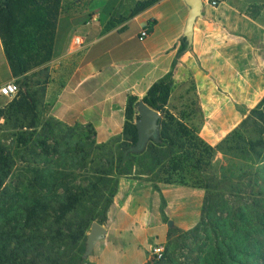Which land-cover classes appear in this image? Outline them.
<instances>
[{
	"label": "trees",
	"instance_id": "16d2710c",
	"mask_svg": "<svg viewBox=\"0 0 264 264\" xmlns=\"http://www.w3.org/2000/svg\"><path fill=\"white\" fill-rule=\"evenodd\" d=\"M160 1L137 2L118 23ZM61 2L0 0L3 54L16 85L25 88L0 108V119L13 124L17 147L0 148V264H84L85 234L93 222L105 224L119 178L147 181L155 191L159 185H177L204 192L198 223L189 230L170 225L162 259L145 264H264V96L216 147L205 144L185 117L168 109L173 70L190 48L181 38L171 71L141 100L128 98L122 134L96 144L89 125L69 128L40 117L46 84L37 99L27 82L31 69L53 56ZM156 23L147 21L149 33ZM139 101L159 113L160 134L134 154ZM21 148L42 166L22 169L12 187L6 179L13 175ZM215 153L222 156L217 165ZM76 169L91 170L86 185L77 183ZM164 208L161 198L167 222ZM85 214L91 223L83 219ZM80 241L79 255L75 248ZM183 249L193 258L177 252Z\"/></svg>",
	"mask_w": 264,
	"mask_h": 264
},
{
	"label": "crops",
	"instance_id": "0c3cea01",
	"mask_svg": "<svg viewBox=\"0 0 264 264\" xmlns=\"http://www.w3.org/2000/svg\"><path fill=\"white\" fill-rule=\"evenodd\" d=\"M140 1L145 0L129 2L130 9ZM214 1L218 3L216 8L203 2L202 17L193 28V42L173 70V88L179 74L187 76L215 65L219 70L250 72L251 76L236 77L233 88L243 87L246 80L253 88L258 87L262 97L264 69L259 57L264 56V0ZM187 12L181 0H161L124 22L118 23L120 17L116 21L111 14L103 13L104 18L87 26L77 15L60 14L55 56L50 62L52 80L46 84L44 94V103L49 105L47 116L69 128L89 125L96 144L120 136L128 98L141 100L156 81L171 71ZM151 19L157 21L156 25L138 44L140 29ZM133 21H138L136 33L125 35L124 30ZM75 36L83 39L82 47L74 45ZM244 57L246 63L239 66ZM5 64L8 68L6 59ZM250 97L253 95L242 99L235 96L229 102H249ZM172 102L171 93L168 105ZM5 105L0 98V108ZM220 110L208 119H224ZM203 196L200 189L159 185V191H155L147 181L119 178L103 225L105 238L96 243L84 264L147 263L152 247L166 242L170 225L189 230L198 223ZM161 198L167 222L161 215Z\"/></svg>",
	"mask_w": 264,
	"mask_h": 264
},
{
	"label": "rangeland",
	"instance_id": "374dc122",
	"mask_svg": "<svg viewBox=\"0 0 264 264\" xmlns=\"http://www.w3.org/2000/svg\"><path fill=\"white\" fill-rule=\"evenodd\" d=\"M131 1L134 0H62L60 5V14L62 15L63 13L70 12V15H77L83 21L84 25L86 24V26L88 25V21L94 15H98L97 21H99L100 18H104L103 13L109 15L111 14V16L117 21L118 17L121 18L128 16V12L131 10L129 5V2ZM113 21L114 20L111 19L110 24H113ZM137 24L138 21L129 22L128 26L124 30L126 33L125 35L135 34L137 31ZM137 43L139 44V41ZM2 51L3 50H0V83L4 80H6V82L7 80L17 81V79L13 78L8 72V68L5 64V57ZM54 56L55 54L53 52L51 60L54 58ZM51 60L41 67L31 69V71L27 74V82L30 84V90L36 93L37 99L40 86L47 84L52 80ZM245 61V57L239 60V66H242L244 63H246ZM259 65H261L264 69L263 55L259 57ZM261 73L263 74V72ZM183 74H179L181 77L178 78L177 83L174 85L172 91L173 102L168 105V109H170V111H172V113L177 116L185 117L187 125L198 134V137L205 144L212 148L216 147L228 133L236 128L264 96L263 95L260 97L258 94V87L253 88L252 86L248 85L246 80L243 81L245 82L243 87H239L237 89L233 88V81L236 77L244 78L247 77V75L251 76V73L247 71L240 70L232 72L226 69L219 70L216 69L215 65H209L207 66V69L200 68L198 72H189L187 76L185 73ZM183 76L186 77L183 78ZM255 83H257V81ZM17 87L18 92L16 96L12 98L0 97L1 101L7 105L12 100L17 98L19 89L20 92L25 91V88L22 87L21 84L18 83ZM251 95H253V97H250L249 102H229V99H234L235 96H239V98L242 99V97ZM220 100L223 101V103H221ZM43 101L42 105L40 104L39 113L40 117H47L49 105L45 104ZM178 107L180 108L178 109ZM220 108H222V116H225L224 119H221L220 117L208 119V117L214 115L213 113L215 110H220ZM12 125L13 124L11 121L6 122L5 120L0 119V148H7L10 150L17 148L12 137L16 131L12 128ZM37 152L39 153L40 151L37 150ZM41 157L46 159L44 155ZM33 161L41 162L38 158L33 157L31 153L27 152L25 149H18L17 156L14 158V166L12 167L13 175L6 179V185H11L12 187L15 186L19 178L17 175L19 173H23L22 169L24 170L26 167L35 169L37 166H42L41 164L37 165L36 163H33ZM221 161L222 156L219 153H215L214 164L217 165ZM75 174L77 175V183L81 186L86 185L87 181L93 176L91 174V170L88 169H76ZM26 175L28 176V174ZM87 213H89V211H87ZM83 219L89 223L92 221L91 218L86 214ZM88 232L85 234V236H87ZM81 245L82 241L78 242L77 247L75 248L76 253L79 255L81 252ZM166 245L167 240L163 245H161L164 251ZM177 252L181 253L188 259L193 258V255L188 254L189 251L186 249L178 250ZM83 253L84 252H82V255ZM84 260L86 261L87 258Z\"/></svg>",
	"mask_w": 264,
	"mask_h": 264
},
{
	"label": "water",
	"instance_id": "95a60500",
	"mask_svg": "<svg viewBox=\"0 0 264 264\" xmlns=\"http://www.w3.org/2000/svg\"><path fill=\"white\" fill-rule=\"evenodd\" d=\"M187 7V18L185 22L182 38L187 42L190 47L193 42V28L196 20L202 17V9L204 3L202 0H181ZM138 118L135 121L137 130V141L132 148L134 154L142 153L147 144L153 140H159L160 134V115L158 112L152 110L142 101L137 104ZM106 235V230L103 226L93 222L90 226L89 232L85 240V250L82 259L88 258L97 242L103 240Z\"/></svg>",
	"mask_w": 264,
	"mask_h": 264
},
{
	"label": "built area",
	"instance_id": "2783aa9c",
	"mask_svg": "<svg viewBox=\"0 0 264 264\" xmlns=\"http://www.w3.org/2000/svg\"><path fill=\"white\" fill-rule=\"evenodd\" d=\"M205 4H208L212 8H216L218 6V3L214 0H203ZM98 19V15H94L89 21L88 25L91 23L96 22ZM149 36V31L148 29L144 26L140 29L138 35H137V40L139 42L145 41ZM74 45L76 47H82L83 46V39H81L79 36H75L73 39ZM18 92L17 85L14 80H10L2 85H0V97H5V98H12L16 96ZM164 254V249L161 245H156L152 247L150 251V257L149 261H159L162 259Z\"/></svg>",
	"mask_w": 264,
	"mask_h": 264
}]
</instances>
